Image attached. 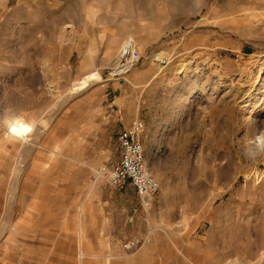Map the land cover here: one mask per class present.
I'll use <instances>...</instances> for the list:
<instances>
[{"label":"rangeland","instance_id":"obj_1","mask_svg":"<svg viewBox=\"0 0 264 264\" xmlns=\"http://www.w3.org/2000/svg\"><path fill=\"white\" fill-rule=\"evenodd\" d=\"M125 42L139 60L110 77ZM119 95L145 123L147 210L90 179L119 157ZM98 191L117 221L96 232ZM231 262L264 264V0H0V264Z\"/></svg>","mask_w":264,"mask_h":264},{"label":"built area","instance_id":"obj_2","mask_svg":"<svg viewBox=\"0 0 264 264\" xmlns=\"http://www.w3.org/2000/svg\"><path fill=\"white\" fill-rule=\"evenodd\" d=\"M133 52L129 58H121L119 65H112L109 69L110 77L121 78L139 60L135 47L130 42ZM145 123L140 118H134L117 136L118 159L113 163H102L91 168L92 183H106L116 190H124L131 186L138 198L139 206L147 210L151 207L159 191V183L151 175L144 153ZM138 239H128L121 243L124 251L138 246Z\"/></svg>","mask_w":264,"mask_h":264},{"label":"crops","instance_id":"obj_3","mask_svg":"<svg viewBox=\"0 0 264 264\" xmlns=\"http://www.w3.org/2000/svg\"><path fill=\"white\" fill-rule=\"evenodd\" d=\"M107 107L109 109H107V114L110 118H115L118 115H120V121H121V125H120V129L119 131L126 127L134 118H137L136 114V108H135V104L133 102V98L132 96H122L119 95L117 97H113L112 99H110V101L108 102ZM117 107L118 110H114ZM120 109H121V114H120ZM119 131H116V142H117V136ZM118 148V147H117ZM115 161L112 162H106V163H113ZM130 186V185H129ZM127 186V187H129ZM127 187L125 189H127ZM104 192H97L95 195H92L93 200L90 201L89 205L84 204L82 207H80V213H83V221L85 223H90V229H92L93 231H106L107 229H112L114 223L117 221L116 217H115V210H117L116 207L107 204L106 202H104L102 200L103 198V194ZM90 195H87L86 197H89ZM125 213V212H124ZM129 213V212H127ZM81 219V216H80ZM125 222L127 223L128 220H130L128 218V216H126V218L124 219ZM79 239H78V246H80L81 242H82V229L79 228ZM78 254H79V258L82 257V255L84 254L82 250H78Z\"/></svg>","mask_w":264,"mask_h":264},{"label":"bare ground","instance_id":"obj_4","mask_svg":"<svg viewBox=\"0 0 264 264\" xmlns=\"http://www.w3.org/2000/svg\"><path fill=\"white\" fill-rule=\"evenodd\" d=\"M132 49L129 47L128 43H124L121 48L119 49L115 62L113 65H119V60L121 58L126 59L127 57L129 58V55L131 54ZM99 74L94 71L90 75V80H85V79H79L76 80L72 83V88H71V94H77L80 91L86 89L88 86L91 85L92 81H98ZM33 130V127L30 124L24 123L22 121H15L10 123L7 128H6V133L15 140H26L28 136L31 135V132ZM231 264H235L231 262Z\"/></svg>","mask_w":264,"mask_h":264}]
</instances>
